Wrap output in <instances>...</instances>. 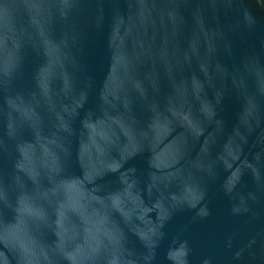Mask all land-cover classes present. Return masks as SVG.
I'll list each match as a JSON object with an SVG mask.
<instances>
[{"label": "water", "instance_id": "water-1", "mask_svg": "<svg viewBox=\"0 0 264 264\" xmlns=\"http://www.w3.org/2000/svg\"><path fill=\"white\" fill-rule=\"evenodd\" d=\"M0 264H264V0H0Z\"/></svg>", "mask_w": 264, "mask_h": 264}]
</instances>
